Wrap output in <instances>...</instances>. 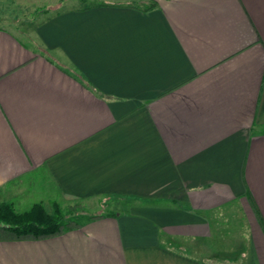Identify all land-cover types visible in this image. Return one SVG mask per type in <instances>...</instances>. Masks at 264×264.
Here are the masks:
<instances>
[{
    "label": "crops",
    "instance_id": "1",
    "mask_svg": "<svg viewBox=\"0 0 264 264\" xmlns=\"http://www.w3.org/2000/svg\"><path fill=\"white\" fill-rule=\"evenodd\" d=\"M42 1L0 24V203H106L0 264H264V0Z\"/></svg>",
    "mask_w": 264,
    "mask_h": 264
},
{
    "label": "trees",
    "instance_id": "2",
    "mask_svg": "<svg viewBox=\"0 0 264 264\" xmlns=\"http://www.w3.org/2000/svg\"><path fill=\"white\" fill-rule=\"evenodd\" d=\"M132 4L133 1H130ZM143 9L151 8L142 7ZM49 9H37L36 12H48ZM48 212L41 202H36L24 211L15 210L12 202L0 203V239L43 238L58 234L69 227L66 213L60 206L52 203Z\"/></svg>",
    "mask_w": 264,
    "mask_h": 264
},
{
    "label": "rangeland",
    "instance_id": "3",
    "mask_svg": "<svg viewBox=\"0 0 264 264\" xmlns=\"http://www.w3.org/2000/svg\"><path fill=\"white\" fill-rule=\"evenodd\" d=\"M38 1L40 2L39 4H35L36 2H33V3L28 2L27 3L28 5H26V8H25V10H28V11H24V9L22 10L21 8H19L18 6L14 4L15 0H0V24L3 26H7L8 28H12V26L10 25L11 23L10 18H13V16L15 15H19L20 12L22 11H24L23 20L28 19V21H30V19H32V22L34 21V23H37L39 21L38 18L40 19V17L42 16L41 12H36V11L31 12V10L27 9V7L32 6V5L40 6L43 4L42 0H38ZM142 6L146 7L147 5L145 4ZM4 17L8 18V20L3 19ZM24 40L28 44H34V41H32L30 36H27V38H25ZM102 201L103 199H99L97 201L98 203L94 201L92 204L88 203L87 201L72 202V203H66L61 200L57 202L54 201L60 206L62 211L66 213L65 221L68 224H70V226L65 227L61 233L67 236V233H69L70 231L78 230V228L80 229L85 224L86 221L91 219L89 218L91 217L90 216L92 214L91 212L102 209V204L106 203ZM29 202L30 201H28L27 204H25L23 207H17L18 209L16 210L22 211V210L28 209L31 206V205H28L30 204ZM111 202L112 201H108L107 203L111 204ZM51 205L48 204V207H50Z\"/></svg>",
    "mask_w": 264,
    "mask_h": 264
}]
</instances>
